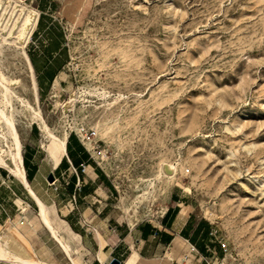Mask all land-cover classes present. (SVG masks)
I'll return each instance as SVG.
<instances>
[{
  "label": "rangeland",
  "instance_id": "374dc122",
  "mask_svg": "<svg viewBox=\"0 0 264 264\" xmlns=\"http://www.w3.org/2000/svg\"><path fill=\"white\" fill-rule=\"evenodd\" d=\"M54 2L38 31L51 23L65 53L38 106L55 135L89 140L118 215L155 219L172 193L190 197L226 244L215 264H264V0ZM0 65L35 105L21 56L5 47ZM15 108L23 147L39 130Z\"/></svg>",
  "mask_w": 264,
  "mask_h": 264
},
{
  "label": "crops",
  "instance_id": "0c3cea01",
  "mask_svg": "<svg viewBox=\"0 0 264 264\" xmlns=\"http://www.w3.org/2000/svg\"><path fill=\"white\" fill-rule=\"evenodd\" d=\"M34 2L39 18L31 40L39 41L40 48L34 46L27 56L41 95L56 77L51 73L65 53V44L45 33L51 23L38 31L41 16L52 11L54 0ZM46 41L55 43V48L42 45ZM57 86L58 79L53 82V88ZM39 135L31 129L22 147L21 167L28 188L0 167V264H215L221 260L223 242L217 229L197 212L190 197L172 193L158 218L132 223L118 215L115 188L78 138L68 136L62 154L42 139L43 155L34 139ZM50 174L53 185L47 181Z\"/></svg>",
  "mask_w": 264,
  "mask_h": 264
},
{
  "label": "bare ground",
  "instance_id": "6f19581e",
  "mask_svg": "<svg viewBox=\"0 0 264 264\" xmlns=\"http://www.w3.org/2000/svg\"><path fill=\"white\" fill-rule=\"evenodd\" d=\"M2 1L4 0H0V64L5 47L7 49H13L16 55L19 54L21 56L29 74L31 92L34 96L35 105H32L28 100L17 95L15 88L19 86V81L8 78L2 71L0 65V167L6 169L9 174L21 180L28 188L27 183L24 181L23 169L21 167L22 143L16 126L15 116L17 111L15 103L23 111L29 113L31 122L37 125L42 139L59 154L64 152L68 134L65 132L61 136L55 135L45 122L38 106L37 87L33 70L29 58L24 51V47L37 22L38 13L35 9L26 8L19 0H5L6 3H2ZM72 101L70 100L69 102L68 100L69 105H72ZM67 106L65 105L64 112L67 110ZM85 146L90 148L89 140L85 142ZM170 169L173 173L175 172L174 167L170 166ZM39 205L41 210H43L44 207L40 203Z\"/></svg>",
  "mask_w": 264,
  "mask_h": 264
},
{
  "label": "built area",
  "instance_id": "2783aa9c",
  "mask_svg": "<svg viewBox=\"0 0 264 264\" xmlns=\"http://www.w3.org/2000/svg\"><path fill=\"white\" fill-rule=\"evenodd\" d=\"M73 171H74V173L76 172V170H75V169H73ZM81 172H84V168H83V167L81 168ZM50 185H53V182H52ZM52 188H53V190H54V191H56V190H57V187H56V186H53ZM72 198H73V197H72ZM221 247H222V249L225 251L226 244H225L224 242H223V243H221Z\"/></svg>",
  "mask_w": 264,
  "mask_h": 264
},
{
  "label": "water",
  "instance_id": "95a60500",
  "mask_svg": "<svg viewBox=\"0 0 264 264\" xmlns=\"http://www.w3.org/2000/svg\"><path fill=\"white\" fill-rule=\"evenodd\" d=\"M47 181H48L49 183H52V182L54 181V177H53L52 174H50V175L48 176ZM112 264H117V262H116V261H113Z\"/></svg>",
  "mask_w": 264,
  "mask_h": 264
}]
</instances>
